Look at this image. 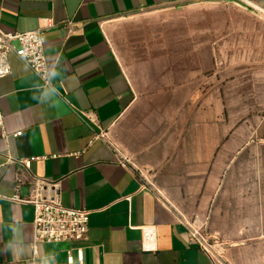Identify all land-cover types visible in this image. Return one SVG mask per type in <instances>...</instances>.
Returning <instances> with one entry per match:
<instances>
[{
	"label": "crops",
	"instance_id": "obj_1",
	"mask_svg": "<svg viewBox=\"0 0 264 264\" xmlns=\"http://www.w3.org/2000/svg\"><path fill=\"white\" fill-rule=\"evenodd\" d=\"M205 2L264 11V0H0L1 30L42 32L51 69L44 88L12 53L11 75L0 80V264L33 259V207L9 200L18 177L23 198L34 178L60 180L63 205L91 212L86 239L42 243L36 264H215L191 239L182 219L190 213L210 215L213 229L262 231L247 241L243 260L264 264V139H254L264 126L240 148L230 136L201 157V115L176 124L167 109L173 97L143 95L140 73L127 70L110 41L121 23ZM101 131L152 172L156 187L109 143L92 142ZM225 144L235 151L230 159L216 153ZM212 167L217 173L207 172ZM145 226L157 229L151 252L141 248Z\"/></svg>",
	"mask_w": 264,
	"mask_h": 264
},
{
	"label": "rangeland",
	"instance_id": "obj_2",
	"mask_svg": "<svg viewBox=\"0 0 264 264\" xmlns=\"http://www.w3.org/2000/svg\"><path fill=\"white\" fill-rule=\"evenodd\" d=\"M160 13L121 23L110 34L116 54L129 72L140 73L143 95L159 100L173 97L167 109L173 108L176 124L193 125L201 115V126L206 129L201 130V157L208 160L215 143L219 139L222 144L230 142V136L240 148L250 137L249 131L264 126V14L217 2L193 3ZM187 97L189 101L184 100ZM106 133L135 171L156 187L152 172L136 165ZM254 139L262 140L264 134ZM234 152L225 144L216 153L230 159ZM214 168L207 172L223 171L225 164L217 166V171ZM182 216L209 246L215 264H245L247 241L262 232L213 229L210 215Z\"/></svg>",
	"mask_w": 264,
	"mask_h": 264
},
{
	"label": "built area",
	"instance_id": "obj_3",
	"mask_svg": "<svg viewBox=\"0 0 264 264\" xmlns=\"http://www.w3.org/2000/svg\"><path fill=\"white\" fill-rule=\"evenodd\" d=\"M250 6V5H249ZM254 7L255 6H250ZM257 9L258 12L264 11ZM66 28L73 33L72 22L67 21ZM14 53L21 59L27 67L41 80L44 88L51 87V69L48 66L45 54V38L40 31L6 33L0 28V80L11 75L10 54ZM81 115H89L80 112ZM0 127H3V114L0 110ZM3 134H7L3 130ZM22 132H18L15 136H21ZM102 140L111 147L113 145L107 139V133L101 131L95 133L92 142ZM118 153V150L113 147ZM122 156V155H121ZM11 161V159H9ZM123 161L127 160L122 157ZM26 169L29 168V161H22ZM147 181V180H146ZM23 184L21 177L17 178L15 186V195L9 198L11 202L20 204H29L34 210L33 220V259L31 264L37 263L38 246L42 243H61L71 241H82L86 239L89 232V217L91 212L86 209H74L65 207L61 198V181L50 180L45 178H34L29 196L23 198L19 194L20 186ZM147 184H152L147 181ZM130 201V197L126 198ZM142 242L141 248L145 252L155 250V242L157 238V229L154 226L141 227ZM191 239L196 241L200 248L206 253L211 254L209 246L204 243L195 233L190 230ZM81 255V252H80ZM71 260V258H70ZM214 263L215 259L213 257Z\"/></svg>",
	"mask_w": 264,
	"mask_h": 264
}]
</instances>
